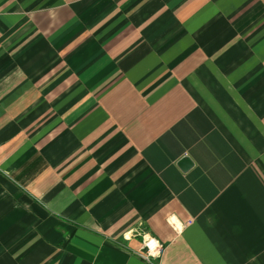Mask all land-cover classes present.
Wrapping results in <instances>:
<instances>
[{
    "label": "crops",
    "instance_id": "obj_1",
    "mask_svg": "<svg viewBox=\"0 0 264 264\" xmlns=\"http://www.w3.org/2000/svg\"><path fill=\"white\" fill-rule=\"evenodd\" d=\"M140 231L264 264V0H0V264H149Z\"/></svg>",
    "mask_w": 264,
    "mask_h": 264
},
{
    "label": "built area",
    "instance_id": "obj_2",
    "mask_svg": "<svg viewBox=\"0 0 264 264\" xmlns=\"http://www.w3.org/2000/svg\"><path fill=\"white\" fill-rule=\"evenodd\" d=\"M142 236V246L137 252L138 256L149 264H157L161 257L164 246L153 235L146 231H140Z\"/></svg>",
    "mask_w": 264,
    "mask_h": 264
},
{
    "label": "water",
    "instance_id": "obj_3",
    "mask_svg": "<svg viewBox=\"0 0 264 264\" xmlns=\"http://www.w3.org/2000/svg\"><path fill=\"white\" fill-rule=\"evenodd\" d=\"M192 162L188 157H183L180 159L178 165L181 167L183 170H187L191 166Z\"/></svg>",
    "mask_w": 264,
    "mask_h": 264
}]
</instances>
